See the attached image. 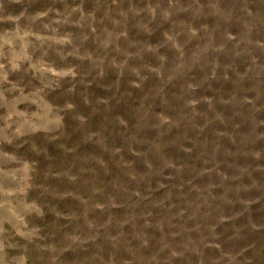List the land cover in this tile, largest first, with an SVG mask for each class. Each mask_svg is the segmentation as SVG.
I'll return each mask as SVG.
<instances>
[{"label":"rangeland","instance_id":"rangeland-1","mask_svg":"<svg viewBox=\"0 0 264 264\" xmlns=\"http://www.w3.org/2000/svg\"><path fill=\"white\" fill-rule=\"evenodd\" d=\"M0 264H264V0H0Z\"/></svg>","mask_w":264,"mask_h":264}]
</instances>
